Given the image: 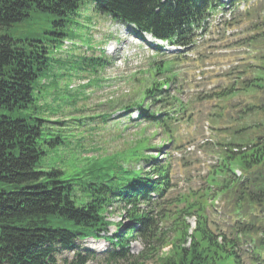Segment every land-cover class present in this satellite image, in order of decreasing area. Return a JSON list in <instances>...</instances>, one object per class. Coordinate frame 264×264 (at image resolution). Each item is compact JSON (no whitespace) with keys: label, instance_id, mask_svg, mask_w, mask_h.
Masks as SVG:
<instances>
[{"label":"trees","instance_id":"obj_1","mask_svg":"<svg viewBox=\"0 0 264 264\" xmlns=\"http://www.w3.org/2000/svg\"><path fill=\"white\" fill-rule=\"evenodd\" d=\"M80 1L0 0V27L20 22L33 11L58 17L53 23L59 27L68 15H75ZM89 1L96 10L120 22L133 23L138 31L179 44L189 43L193 28L215 5V0ZM32 48L27 52L11 37L0 35V108L20 109L33 102V82L48 69V49L35 45ZM262 71L263 74L260 68L254 69L243 86L247 92L263 87L258 85L264 82V68ZM165 72L163 61L154 63L147 77L137 79L133 74L128 78V95L112 99L122 115L134 110L138 113L136 119H131L140 127L138 136L120 152L132 148L140 152L141 158L129 164L109 162L107 166L88 169L78 184L83 197L80 205L71 196L72 180L76 178L60 179L62 171L56 168L37 169L43 153L37 141L41 134L39 123L0 117V180L18 185L8 192L0 191V264H60L57 255L70 251L74 252L73 258L69 262L64 259L62 264H87L93 252H80L78 241L88 237L104 238L114 246L106 256V264H215L227 257L236 258L239 264L237 236L229 238L212 232L203 215L208 197L219 193L235 195L236 211L248 207L258 211L240 231L256 237L264 250V105L252 110L263 115L254 125L257 130H251V139L248 130H238V137L225 143L218 164L207 176L205 198L191 203L183 193L171 209L174 201L165 197L172 187L168 149L174 144L184 113L190 115L191 101L184 102L179 97L175 77ZM234 91L233 85L218 96L227 97ZM149 126L153 130L146 134ZM155 136H159V143L153 146ZM136 164L141 165L138 170L134 169ZM102 168L106 171L102 175L94 173ZM236 169L241 177L236 176ZM178 204L183 206L179 208ZM109 207L123 210L125 220L116 224L121 228L118 234L110 236L105 234L112 224L107 219V213H112ZM190 215L196 216L191 233L186 221ZM135 239H141L144 248L132 255L128 244ZM165 246L169 248L161 251Z\"/></svg>","mask_w":264,"mask_h":264},{"label":"rangeland","instance_id":"obj_2","mask_svg":"<svg viewBox=\"0 0 264 264\" xmlns=\"http://www.w3.org/2000/svg\"><path fill=\"white\" fill-rule=\"evenodd\" d=\"M249 11L250 18L246 19V24H249L255 16L260 25L259 29L264 27V0L255 4ZM57 19L58 17L46 12L33 11L29 17L20 22L0 27V35L11 37L16 46L25 49L27 52L33 51L32 45L45 46L48 49V69L33 82V102L20 109L0 108V117L3 115L20 117L26 118L30 123H39L41 134L37 141L38 147L43 153L40 154L37 169L49 171L56 168L62 171L58 175L60 179L76 178L72 180L74 191L71 195L76 205H80L83 201L78 184L88 169L107 166L109 162L124 161V163L129 164L139 161L141 158L140 152H133L132 148L125 153L120 152L124 148L127 149L128 143L130 144L137 138L140 127L137 125L128 127L126 116L115 117L119 111L99 112L98 110L99 108L108 109L112 107L106 101L110 97H115L117 94L128 95L130 93L128 78L133 74L137 75V79L142 76L146 77L153 64L160 60H163L164 68L167 70L165 73L169 76H178L180 73L190 74L186 75L188 81L183 83V87H191L194 90V92L189 93H192V103L195 106L192 112V121L182 123L177 136L179 140L181 139L179 143L181 147L194 145L196 149L186 153L183 151L184 148L176 150L177 153L184 154L185 158L183 162L178 159L172 162V182L175 187L166 193V196L171 198L169 201H174L171 204V209L174 208V204H177L175 200L181 193H185L188 188L197 189L204 185L201 175L205 166H203L202 161L205 160L208 165L215 160L214 154L209 151L205 150V152H201V155L198 154L197 145L205 139V136L211 137L214 133L211 143L216 140L223 142L228 140L232 130L235 137L239 135L237 131L244 132L246 126L249 132L253 129L257 130L254 125H257V121L262 118L263 113L261 111L252 113L248 108L254 107V110H258L256 104L264 105V90L251 95L246 92V95L237 93L234 95V99H232L233 95L231 94L227 97L230 100L225 103L216 98L213 99V96L203 98L204 91L212 93L214 88V91H217V86L224 85L218 74H215L214 71L205 72L202 80L196 81L194 64H187L192 68H190V72L188 69L182 68L183 60H177L173 56L167 55L171 52L151 51L145 45L139 49L135 57L124 61L112 57L111 63L104 66V62L99 58L106 62L110 58L98 52L99 46L102 48V44L109 40L118 42L119 36L127 35L126 29L122 25L118 26L115 22L109 21V16L96 10L89 0H81L75 15H68L62 26H54L53 22ZM246 24L242 25L243 30L247 28ZM116 29H118V34L113 32ZM56 33L63 35L59 37ZM259 37H264V35ZM65 42L68 45H65ZM101 42L102 44H100ZM252 46L257 49L256 57L260 58V54L264 53V44L252 43ZM119 55L121 56L120 53ZM213 57L214 55L207 57V61L216 63L228 60L224 57H216V59ZM220 58L222 59L220 60ZM204 63L205 61H200L198 64L204 65ZM258 66L263 74L264 59H259ZM238 67L243 70V74L245 72L244 75H249L246 74L242 65ZM102 76L107 82L101 85L98 79ZM249 78L251 76H247L246 79ZM229 79L224 77L227 84L230 82ZM82 80L83 83L80 84ZM63 83L66 88L64 93L60 89L54 90L57 87L61 88ZM258 85L264 87V82L263 84L260 82ZM182 98L183 101L188 100L184 96ZM100 100L103 105L98 106ZM219 106H221L220 112L217 111ZM216 113L220 116L218 122H215V127L211 120ZM134 116L135 112L131 114L132 118ZM235 118L240 120H234ZM39 120L41 121L39 122ZM206 120L210 123L208 135L204 130V126L207 127ZM228 123L229 126H225ZM152 130L153 127L149 126L145 133L149 134ZM193 131L198 134H194ZM250 134L253 135L254 132L252 131ZM151 142L153 146L158 145L159 136H155ZM151 152L154 153V150ZM105 172L102 168L94 173L102 175ZM112 173L109 171V174ZM116 176L120 178L121 174L116 173ZM17 186L0 180V191L8 192ZM231 196L234 200L235 195ZM197 197L193 196V200ZM222 200H225L227 207L224 202L221 203L220 213H216L210 205L205 209L207 225L215 232L226 231L227 234L229 232L234 234L240 218L234 212H230L231 197L222 194L216 202L219 201L220 203ZM182 206L183 204H178L177 207ZM122 215L123 210L112 207L109 220L119 221ZM186 219L191 228H194L195 216L191 215ZM109 231L110 233L113 231L112 226L109 227ZM110 233L106 234L109 235ZM249 240L250 238L246 235L238 242L237 252L241 264H250L249 260L254 256V243ZM78 245L80 252L85 248L93 251V257L88 260L87 264H106V256L114 250V246L102 238L78 241ZM128 248L130 254L136 255L144 248L143 241L141 239L132 240ZM168 248L169 246H165L161 251H166ZM72 258L73 252H61L57 255L60 264L64 259L69 262ZM262 258L260 264H264V255ZM215 264L237 263L236 258L227 257L219 259Z\"/></svg>","mask_w":264,"mask_h":264},{"label":"bare ground","instance_id":"obj_3","mask_svg":"<svg viewBox=\"0 0 264 264\" xmlns=\"http://www.w3.org/2000/svg\"><path fill=\"white\" fill-rule=\"evenodd\" d=\"M91 3H92V1H91ZM79 5V4H78ZM109 21H111V22H115V24H118V22H120V21H118V20H116V19H114V18H110L109 17ZM100 45V44H99ZM98 52L100 53V54H102V55H105V56H108L111 52H112V46H111V44H107V45H103L102 46V48H100V46H99V48H98ZM97 56H99V55H97ZM99 60H102L103 62L105 61V60H103V59H101V58H99Z\"/></svg>","mask_w":264,"mask_h":264}]
</instances>
